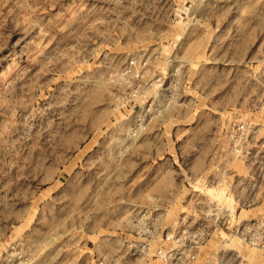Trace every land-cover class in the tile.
I'll return each instance as SVG.
<instances>
[{"label": "rangeland", "instance_id": "1", "mask_svg": "<svg viewBox=\"0 0 264 264\" xmlns=\"http://www.w3.org/2000/svg\"><path fill=\"white\" fill-rule=\"evenodd\" d=\"M0 264H264V0H0Z\"/></svg>", "mask_w": 264, "mask_h": 264}, {"label": "built area", "instance_id": "2", "mask_svg": "<svg viewBox=\"0 0 264 264\" xmlns=\"http://www.w3.org/2000/svg\"><path fill=\"white\" fill-rule=\"evenodd\" d=\"M131 63H133V62H131Z\"/></svg>", "mask_w": 264, "mask_h": 264}]
</instances>
